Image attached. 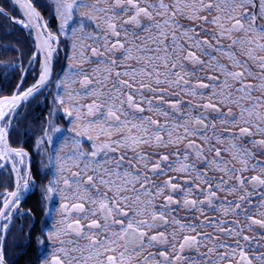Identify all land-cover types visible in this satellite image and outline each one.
<instances>
[{"label":"snow or ice","instance_id":"6c2138e0","mask_svg":"<svg viewBox=\"0 0 264 264\" xmlns=\"http://www.w3.org/2000/svg\"><path fill=\"white\" fill-rule=\"evenodd\" d=\"M16 2L30 22L40 20L32 0ZM57 4L62 28L74 12L102 20L103 27L93 25L99 36L82 25L73 28V36L80 33V66H70L59 85L69 93L70 84H80L76 95L90 102L75 106L76 119L96 135L88 137L90 152L74 140L70 154L55 157L56 171L69 172L62 181L71 202L62 205L65 218L56 234L66 238L53 264H131L144 253L143 264H264V0ZM45 35L38 32L37 39L50 56L58 38ZM90 63L96 67H83ZM0 67L6 76L12 66ZM48 79L46 58L38 84L0 98V122L10 124L6 118ZM5 136L0 127V143ZM13 151L0 149V159ZM159 176L168 179L157 183L153 177ZM30 179L23 180L25 189ZM8 197L0 207L6 220L19 202L18 192ZM180 208L203 220L193 216L181 223L173 215ZM168 227L173 231L166 234ZM158 246L164 250L148 251Z\"/></svg>","mask_w":264,"mask_h":264},{"label":"flooded vegetation","instance_id":"af4514ba","mask_svg":"<svg viewBox=\"0 0 264 264\" xmlns=\"http://www.w3.org/2000/svg\"><path fill=\"white\" fill-rule=\"evenodd\" d=\"M56 53H58V56H57L58 58H56V55L54 56V62H55V65H56V74L53 77V80L51 82L50 87L49 88L47 87V89H49L48 92L45 90L46 88H44L38 94V95L41 94V98H44V99L39 101V102H37V103H34V106L37 107V109H40V110H38L39 111L38 112V114H39L38 122L40 123V126L42 127V130H43L42 131V134H43L42 139H43V141H45V144L47 145V143H48L47 141L50 138L51 146H52V154H51L52 155V169L51 170H52V173H53L52 174V180H51V182L47 183L46 189H45V193L43 194L42 193L43 191H41L42 195L40 196L39 200H47L48 202L50 200V202H52V204L55 205V206L57 205V208H58L61 205V200L65 201L64 204L70 203L69 201L71 200V194L64 192V184H63V182L61 184H58V180H57L58 172L56 171V166H55V162H54L55 161V157L60 154L59 148H60V144H61V140L63 139V136L68 138L69 145L71 146V149H69V150H67L65 152L66 155H68L73 150L74 145H73L72 141H74V140H78L79 141V147H81L85 152H90L91 151V144L93 143V141L89 140L88 137L89 136H93L94 137L96 135V133L94 131H88L87 130V123H86V121L83 118L80 119L81 125L79 127L76 126V125L75 126L72 125V121L71 120H75L76 116H74L73 114H72V116L68 115V112L70 111V108L68 107L69 103H68L67 99L65 100L66 105L64 103H60L59 102L61 100V98L65 97V96H63L64 95V92H63L64 90L61 89V87L59 86L60 84H58V82L60 83L59 80L61 78L63 67H64L65 64L60 62L61 61L60 58H59L60 57V54H59L60 52H56ZM19 87L20 86H18L16 88V90L13 92L12 95H16V94L21 93L23 91V90H19ZM74 93H76V90L73 91V94ZM12 95H10V96H12ZM7 97H9V96H7ZM50 97H51V100L49 99ZM87 102L88 101H86V102L84 101L83 102V101H80V100L74 101V103H71V106H72L71 112H75V106L80 105V104H87ZM55 105H57V106H55ZM23 106H24V104H22L21 107H19L15 117L12 120V124H11V127H10L8 138H9V141L11 142V144L13 146H15L17 149L21 150L24 153V155L23 156H16L15 152L13 151V152H10L7 156L4 157V159L7 160L5 168L9 169V172H10L11 178H12V184H13L12 190L8 191V193L13 192L15 190L16 186L18 185V181H19V177L18 176L19 175L17 173L15 165H16L17 158L19 160V165H20V170H21V182L19 183V190H18V201L19 202H18L17 205L12 206V209L15 207V209L18 208L19 210L22 208L24 201L27 200L32 194H34L36 192V189L39 187V184L41 182V181H39V179L42 178V176H46L45 175L46 174L45 171L48 168L47 164L45 163V158L41 157V159H40V162L42 163V165H40V166H42L40 168L41 170L40 171H36V165L35 166L33 165V159H32V156H31L29 150H28V149H32V148H30V145L28 144V142H17V140L18 141L19 140L20 141L21 140L27 141L28 137H31L32 134L34 133V131H36V128L38 129V126H36V127H28V126H26V122H25L26 118L23 119V116H24L26 110H24V112L19 114V111H20V109ZM72 109H73V111H72ZM54 110H57V111L54 112ZM65 114L68 117H64L63 115H65ZM193 114L196 115V112H193ZM42 118H44L46 120V122H44V124H43V119ZM9 119L11 120V117L8 118V120ZM160 119H161V122L163 123L164 122V118L162 119V117H161ZM60 120H64V122H66L67 129H64V126L63 127L60 126V123H59ZM50 122L52 123L51 125H50ZM8 126H10V124L7 123L4 127L6 128ZM71 126L73 128H71ZM18 127H19V130H18ZM55 129H60V131L57 132V131H55ZM68 130H70V131L67 134ZM27 131H29L31 134L29 132H27ZM35 133H36V135H38V131H36ZM79 133H83V134L82 135H78ZM209 135H211V130H209ZM197 143H199V141H197ZM45 144L42 145L41 143H39V146H41V149L39 151L40 155L42 154V149L44 148ZM181 147H183V145H181ZM159 150L154 149V148H150V150H148V152L159 151V152L165 153V149L164 150L159 149ZM169 150H171V149H169ZM128 155H131V153H128ZM171 159H173V157H170V160ZM0 164H1V162H0ZM237 167H239V165H237ZM169 175H170V173H169ZM209 175H212V173L210 172ZM216 175H219V173H216ZM29 176L31 177V179L29 180L28 188L25 190L24 187H23V180L24 179H28ZM182 178L183 179H189V177H186V176L182 177ZM153 179L157 183H162L164 180L168 179V176H159V177H155ZM50 186H52L51 187L52 191L50 193H48V189H49ZM8 193L3 198V200L9 199ZM176 198L179 199L180 197L177 195ZM231 198L232 197H229V199H231ZM46 206H47V204H46ZM49 208H50V206H49ZM45 209L46 208H45V203H44V210ZM61 210H62V208H61ZM22 211H24V210L22 209ZM14 213H16V212L13 211V215H14ZM41 213L42 214L40 215V221L41 220H44V221L46 220V222H47V220H48V218H49V216L51 214H48L46 210H45V212L43 211ZM62 213H65V211L63 210ZM17 214L18 213H16L15 216ZM173 215L175 216V218L177 220H180L181 223L188 222L187 220H185L183 218L190 219L193 216H197L201 220H203V217H200V214L198 212L187 211V210H185L183 208H180L177 211H175V213ZM208 215L215 217V216H218L219 214L218 213L209 212ZM12 218H13V216H11V218H10L11 219L10 220L11 223H13ZM229 219H230V217H229ZM6 221H7L6 219H2L1 225L4 222H6ZM10 221L8 220V222H10ZM34 221L30 224V227L33 226ZM40 225H41V223H40ZM46 225H47V223L45 225L42 224V226H40L39 228L37 227V231H35V232H34L33 228H30L29 230L26 228V234H25L26 240H25V245H24V248H23L22 252H25V251L28 250V247L30 245L29 242H31V239H30L31 236L35 235L34 236L35 241L37 240V238H39V234L42 237V239L38 242V244H34L35 255H34L33 262H30V263L27 262L26 264H42V262H40V260L45 258L46 256L48 257L51 254V251H50L51 244H50L49 239L46 238V235H45V232H44V229H45ZM168 229H169V227L167 228V230ZM160 230L163 231L164 229H160ZM207 231H212V229H207ZM46 249H47L48 252L46 251ZM158 250H164V249H163L162 246H158V248L149 249V251H151L153 253L158 252ZM146 254L147 253H144L143 256H141V258H134L132 260L131 264H143L144 255H146ZM56 256H58V253L50 255V264H53V260H54V258ZM152 264H156V261H153Z\"/></svg>","mask_w":264,"mask_h":264},{"label":"trees","instance_id":"16d2710c","mask_svg":"<svg viewBox=\"0 0 264 264\" xmlns=\"http://www.w3.org/2000/svg\"><path fill=\"white\" fill-rule=\"evenodd\" d=\"M32 3L35 9L39 13H41L45 21L48 23V27L54 28L56 24V15H55V7L53 6V4L49 0H32ZM0 7L4 9L7 13H9L12 17L21 16L19 10L15 7V5L11 0H0ZM0 46H3L4 48L11 46L12 49H15L14 51L0 50V65L12 66L7 69L6 76L4 75L6 69L4 67H0V98H2L12 95L18 86H20L19 90H23V91L24 89L26 90L27 88H29L35 82V80L39 75L40 60H39V55L34 57L35 48L33 46V42L31 38L27 35L25 29H22L14 25L11 22V19L6 17L3 13H0ZM59 47H61V49H59L60 52L59 58L62 61V59H64V57L67 56V52L64 55L62 52L63 51L62 45L60 44ZM23 74H25V76H23ZM37 98L27 102L20 109L19 114L24 112V110H26L23 116V119L26 118L25 120L26 126L28 127L38 126V129L36 128V131H38V135H36L35 133L36 131H34L32 136L28 137L27 141L17 140V142H28L30 148H32L28 150L32 156L33 165L34 166L36 165V171H40L41 170L40 168L42 167L40 165H42V163L40 162L41 155L39 152L40 151L39 143L44 145L45 142H42L43 130L42 127L40 126V123L38 122L39 120L38 110L40 109H37V107L34 106V103H37L36 101ZM42 119L44 124L46 120L44 118ZM39 181L42 182L41 179H39ZM40 184L39 187L36 189V192L32 194L27 200L24 201L22 208L25 212L22 211L23 214L18 213L13 219L14 223L23 224L24 222L23 228H27L28 230L30 228H33L34 232L37 231V227L39 228L40 226H42V224L45 225L46 223V221L44 220L40 221V215L42 214L41 212L43 211L45 212L44 200H39L40 196L42 195ZM12 188H13V184L9 169L5 168L0 170V207H2L3 201H5L3 200V198L6 196L8 191L12 190ZM33 221L34 224L32 227H30V224ZM8 235L9 234H6V239L3 245V252L4 249H6L5 250L6 254L4 253L6 264H26L27 262L29 263L33 262L35 255L34 244H38V242L42 239L40 234H39V238H37L36 241L34 238L35 235L31 236L30 238L31 242H29L30 245L28 247V250L25 252H22L23 250L22 241L21 242L17 241L14 246H10L6 241ZM17 245H19L17 249L18 251H20L19 255L13 252L10 253L13 247H16Z\"/></svg>","mask_w":264,"mask_h":264},{"label":"rangeland","instance_id":"374dc122","mask_svg":"<svg viewBox=\"0 0 264 264\" xmlns=\"http://www.w3.org/2000/svg\"><path fill=\"white\" fill-rule=\"evenodd\" d=\"M12 1V0H11ZM52 4H53V6L55 7V15H56V24H55V27L54 28H50V27H48V23L45 21V19L43 18V16H42V18H43V23L39 20V21H36V23H38L39 24V28H40V30L42 31V33L45 35L46 33H51L52 34V36H54V37H57L58 38V41L56 42V43H50V48L53 50V52H54V56L56 55V58H58L57 56H58V53H56V52H59V49H61V47H59L60 46V44L62 45V52H63V54L65 55L66 54V52H67V56H65L64 57V59H62V63H63V61H64V63L63 64H65L64 65V67H63V71H62V75H61V78H60V80L59 81H61V80H63L64 78H65V76L71 71V68H74V67H79L80 65H79V60H78V58H77V54H78V52L79 51H81L82 49L78 46L79 44H80V33L78 32L77 33V35L76 36H73V34H72V30H73V28H76V29H79L80 27H81V25L83 26V29H84V32L85 33H91L92 35H96V36H99V35H102V32H100V31H97L94 27H93V25L94 24H97V23H99V24H101V27H103V22H102V20H88L87 18H82V17H80L78 14H76L75 12H74V14H73V19L72 20H69L68 22H67V24L64 26V28H62L61 27V25L62 24H64V20L61 18V15H60V13H59V11H57V8H58V4H57V0H49ZM14 4V3H13ZM33 4V3H32ZM15 5V4H14ZM101 6H104V5H101ZM16 7V6H15ZM17 8V7H16ZM0 9H2L1 7H0ZM18 9V8H17ZM19 10V13H20V17L19 16H17V17H12L9 13H7L4 9H2V13L6 16V17H8L9 19H11V22L14 24V25H16V26H18V27H20V28H22V29H25V31H26V33H27V35L31 38V40H32V42H33V46H34V48H35V52H34V56L36 57L37 55H39V54H37V49H36V44H35V42H34V40L32 39V37H31V35H30V32H29V30L27 29V27H25L24 26V24H26V20H25V18H24V15L22 14V11L20 10V9H18ZM81 11H85V10H81ZM41 14V13H40ZM16 21H24V24H20V23H17ZM181 22L182 23H184V24H188V23H190V21H188V20H181ZM262 22H264V21H262ZM195 23H199V21H196ZM45 30H46V32H45ZM46 36V35H45ZM47 37V36H46ZM113 41H115V38L114 37H112L111 38ZM84 43H91V41H84ZM77 45V47L76 48H73V45ZM119 56H120V53L119 52H117L116 53V58L117 59H119ZM39 60H40V72H39V75H38V77L40 76V74H41V72H42V69H43V64H42V62H41V58H40V55H39ZM31 61V60H30ZM89 65V66H88ZM70 66H71V68H70ZM83 67L85 68V69H92V68H95L96 67V65L94 64V63H90V64H84L83 65ZM89 67V68H88ZM103 67V65H101V68ZM56 74V65H55V72H54V74H53V77H54V75ZM23 76H25V74H23ZM38 77H37V79H38ZM53 77H52V79H51V81L49 82V84L45 87L46 89V91L48 92V90L49 89H47V87L49 88L50 87V85H51V82H52V80H53ZM36 79V80H37ZM73 79H79V77H73ZM36 80H35V82H36ZM34 82V83H35ZM34 83L31 85V86H33L34 85ZM58 84H60L59 82H58ZM30 86V87H31ZM29 87V88H30ZM80 88H81V86H80V84H78V83H73V84H70V87H69V93L71 94V98H70V96H69V93H66L65 91H63L64 92V95L63 96H65L64 98H61V99H63L64 101L67 99V101H68V107L70 108V112H71V108H72V106H71V103H74V101H77V100H80V101H88V102H90V100L89 99H87V98H82V97H80V96H77L76 95V93L80 90ZM28 89V88H27ZM26 89V90H27ZM61 89H63L62 87H61ZM26 90H24V91H26ZM64 90V89H63ZM76 90V93H74L73 94V91H75ZM24 91H22V92H24ZM21 92V93H22ZM41 92V91H40ZM39 92V93H40ZM38 93V94H39ZM37 94V96H38V98H37V96L35 95L33 98H31L30 100H33V99H35V98H37L36 99V101L37 102H39V101H41V100H43L44 98H41V94L40 95H38ZM73 94V95H72ZM183 99H184V101L185 102H187L189 99H190V97H187V96H185V97H183ZM29 100V101H30ZM50 100H51V97H50ZM28 101V102H29ZM87 102V103H88ZM27 103V102H26ZM26 103H23L24 105L26 104ZM192 103L194 104H196V103H198V101H195V100H193L192 101ZM64 104L66 105V103L64 102ZM22 105V104H21ZM21 105H20V107H21ZM77 105V104H76ZM55 106H57V105H55ZM71 106V107H70ZM75 106V105H74ZM19 109V108H18ZM17 109V110H18ZM184 111H189V109H187V108H184L183 109ZM51 111V110H50ZM55 111H57V110H54V112ZM64 111V110H63ZM72 111H73V109H72ZM16 113H17V111H16ZM16 113H15V115H16ZM72 114L74 115V116H76V111L75 112H72ZM146 115H151V113H145ZM192 114H193V112H192ZM15 115H14V117H15ZM194 115V114H193ZM64 117H68L66 114L65 115H63ZM72 116V115H71ZM66 119V118H65ZM162 119H163V117H162ZM6 120H8V118H6ZM72 121V125H76V126H80L81 125V121L80 120H77L76 119V117H75V120H71ZM59 123H60V126L61 127H63L64 126V129H67V125H66V122H64V120H60L59 121ZM7 123H5V122H0V126L1 127H3L4 128V126L6 125ZM52 123L50 122V125H51ZM71 128H73L72 126H71ZM70 129V128H69ZM69 131L70 130H68L67 131V134L69 133ZM29 132V131H28ZM30 133V132H29ZM31 134V133H30ZM39 148L41 149V146H39ZM0 149H3V150H5L6 148L2 145V143H0ZM60 149H62V151L60 150ZM69 149H71V146L69 145V141H68V138L67 137H65V136H63V139L61 140V144H60V148H59V151H60V154H59V156H65L66 155V151L67 150H69ZM145 151H148V150H150V148H147V147H145V149H144ZM157 150H159V149H157ZM162 150H164V149H162ZM160 151V150H159ZM168 151H171V150H169V149H165V153H167ZM52 146H51V142H48L47 143V145H45L44 146V148L42 149V154H41V157H44L45 158V163L47 164V166H48V168L46 169V176H42V178H40L41 180H43L41 183L42 184H40V187H41V191H43L42 193L44 194L45 193V189H46V185H47V183L48 182H51V180H52ZM259 158V157H258ZM68 174H69V172L68 171H65L64 173H58V176H57V180H58V184H61L63 181H62V177L63 176H68ZM170 175L171 176H177V173H175V172H173V173H170ZM153 178H155V177H153ZM50 187H52V186H50ZM25 189V188H24ZM26 190V189H25ZM51 191H49L48 190V193H50ZM63 196V195H62ZM68 201V200H67ZM64 200H61V205H60V207H58L57 208V205L55 206V205H53L52 204V202H50V200H49V202L47 201V200H44V203H45V210L47 211V213L48 214H51L50 216H49V218H48V220H47V225H46V227H45V229H44V232H45V235H46V238L47 239H49V241H50V244H51V249H50V251H51V254H57L58 253V255H60V252H59V247H60V244H59V241L60 240H62V239H65L66 237H64L62 234L61 235H59V236H57V234H56V231L58 230V229H61L62 227H63V225L60 223L64 218H65V213H62V211L64 210L63 209V207H61L62 205H64ZM69 202H71V200L69 201ZM162 201L160 200V199H158L157 200V203H161ZM46 204H47V206H46ZM49 206H50V208H49ZM49 209H48V208ZM173 207H175V206H173ZM61 208H62V210H61ZM22 209L23 208H21L20 210L17 208V209H15V207L11 210V216H13V218H12V220L15 218V214L16 213H19L20 212V214L22 213ZM17 210V211H16ZM13 211H15L16 213H14V215H13ZM65 211V210H64ZM53 213V214H52ZM175 213V212H174ZM173 213V214H174ZM23 214V213H22ZM56 215V216H55ZM11 220V219H10ZM9 220V221H10ZM14 221H16V220H14ZM46 221V220H45ZM11 221L10 222H8V220L6 221V222H4L1 226H0V245H2V250H3V245H4V241H5V239H6V234H9L8 235V238H7V243L10 245V246H14L15 244H16V242L17 241H19V242H21L22 241V245H23V248H24V245H25V240H26V236H25V234H26V228H23L24 227V222H23V224L21 223V224H18V223H11ZM45 223V224H46ZM4 225H6L7 227H6V229L5 228H3V226ZM28 226V225H27ZM48 229V230H47ZM173 231V227H169V229L167 230V232H166V234H169V233H171ZM49 234H51V238H50V236H49ZM18 242V243H19ZM17 247V248H16ZM16 247H13V249L10 251V253H15V254H17V255H19V253H20V251H18L17 249H18V247H19V245H17ZM6 248V247H5ZM6 249H4V252H3V257H4V253L6 254V251H5ZM46 251H47V249H46ZM148 251H149V249H148ZM18 252V253H17ZM48 252V251H47ZM50 254V255H51ZM50 255L47 257H45V258H43V259H41L40 260V262H42V264H50ZM141 256H143V254L142 255H140V257H138V258H141ZM138 260V259H137ZM4 261H5V263H6V260H5V257H4Z\"/></svg>","mask_w":264,"mask_h":264},{"label":"water","instance_id":"95a60500","mask_svg":"<svg viewBox=\"0 0 264 264\" xmlns=\"http://www.w3.org/2000/svg\"><path fill=\"white\" fill-rule=\"evenodd\" d=\"M12 2L15 4V6L18 8V9H20L21 11H22V14L24 15V18H25V20H26V24H29L30 26H28L27 27V29L29 30V32H30V35H31V37H32V39L34 40V42H35V44H36V51H37V54H39L40 55V58H41V62H42V64H43V69H44V63H45V60H46V58H47V60H48V65H49V79H48V81H46V83H45V85H43V86H41L40 87V89L39 90H37V91H35L34 93H33V95L32 96H30L27 100H22L18 105H17V107L14 109V112H13V114H12V116H11V120H10V126H8V127H4L5 129H6V136H5V142H3L2 143V145L7 149V148H10V149H13L14 150V152L15 151H21V150H19V149H17L15 146H13L12 144H11V142L9 141V138H8V134H9V131H10V127H11V124H12V120H13V118H14V115H15V113H16V111H17V109L20 107V105L21 104H23V103H26V102H28L31 98H33L35 95H37L40 91H42L48 84H49V82L51 81V79H52V77H53V74H54V72H55V62H54V52H53V50L51 51V55L50 56H47V51H48V49L47 48H42V46H41V41L40 40H38L37 39V34H38V31H37V27L35 26V22H30L28 19H27V17H26V15H25V10L22 8V7H20V5L16 2V0H12ZM34 7V6H33ZM35 8V7H34ZM36 10V9H35ZM37 11V10H36ZM38 12V11H37ZM39 13V12H38ZM40 14V13H39ZM40 21L43 23V18H42V16H41V14H40ZM45 32H46V30H45ZM43 69H42V72H41V74H40V76L43 74ZM40 76L38 77V79L36 80V82L34 83V85H36V84H38V82H39V78H40ZM33 85V86H34ZM32 87V86H31ZM13 96V95H12ZM11 96H9V98H10ZM2 98H5V97H2ZM1 127V126H0ZM17 156V155H16ZM30 159V158H29ZM0 162H1V164H0V170H2V169H4L5 168V166H6V163H7V160L6 159H0ZM16 170H17V173H18V177H19V183L21 182V170H20V165H19V160H18V158H17V161H16ZM18 190H19V187H18V185L16 186V188H15V190L13 191V192H18ZM10 199V198H9ZM2 219L3 218H0V225H1V222H2ZM4 264H6L5 263V261H4Z\"/></svg>","mask_w":264,"mask_h":264},{"label":"bare ground","instance_id":"6f19581e","mask_svg":"<svg viewBox=\"0 0 264 264\" xmlns=\"http://www.w3.org/2000/svg\"><path fill=\"white\" fill-rule=\"evenodd\" d=\"M19 4V3H18ZM20 5V4H19ZM36 23V22H35ZM37 31L39 32V34L44 38L47 39V37L42 33V31L40 30V28H37ZM6 150V149H5Z\"/></svg>","mask_w":264,"mask_h":264}]
</instances>
